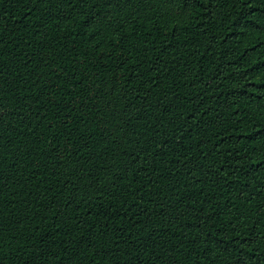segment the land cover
I'll list each match as a JSON object with an SVG mask.
<instances>
[{
  "label": "trees",
  "instance_id": "trees-1",
  "mask_svg": "<svg viewBox=\"0 0 264 264\" xmlns=\"http://www.w3.org/2000/svg\"><path fill=\"white\" fill-rule=\"evenodd\" d=\"M0 264H264V0H0Z\"/></svg>",
  "mask_w": 264,
  "mask_h": 264
}]
</instances>
